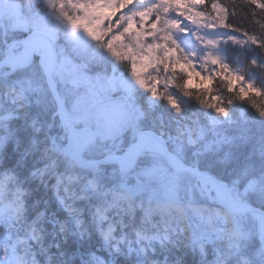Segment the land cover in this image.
Here are the masks:
<instances>
[{"label": "snow or ice", "instance_id": "obj_1", "mask_svg": "<svg viewBox=\"0 0 264 264\" xmlns=\"http://www.w3.org/2000/svg\"><path fill=\"white\" fill-rule=\"evenodd\" d=\"M47 2L57 10V19L63 17L68 21L69 31L65 36H61L59 25L45 16L38 4L29 3L25 12L22 0H0V32L12 37L0 58V87L11 91L9 102L16 106L6 108L0 100V224L15 222L24 225L26 230V235L14 239L8 234L6 241L0 243V264H40L33 243L45 256L46 264H52V254L44 246L49 224L65 242L72 236L83 239L86 233L90 238L95 234L102 239L106 250L114 248L120 253L119 245L124 243L127 234L117 237V223L121 227L127 225L123 216L113 221L114 210H119L117 215L121 212L130 215L133 220L139 211L141 225L157 229L149 232L137 228L136 241H127V255L135 253L137 257L134 264H160L148 258L149 250L155 253L154 242L161 246L166 241L172 242L174 233L168 231L170 220L176 216L186 218L189 212L209 224L225 225L217 231L227 232L228 238L237 242L228 244L230 251L223 259L218 253L209 264H229L231 249L234 247L238 253L241 242L250 236L241 222V217L250 210V199L257 196L264 200V172L259 176L253 174L255 160L264 167V86H258L255 80L246 79L240 71L233 70L223 61L219 50L222 45H232L254 57L264 56V0H157L151 7L130 14H126L125 9L142 0H100L106 10L103 35L93 33L84 23L85 14L79 11L86 5L96 4L97 0ZM184 22L194 26L197 31L192 34L196 40L212 50L204 57L205 64L214 66L212 71L199 70L174 38V33L189 32L182 26ZM200 29L217 32L219 37L202 36ZM39 30L50 34L48 51L31 44ZM81 32L97 48L126 63L135 83L153 95L161 94L158 85L178 87L186 96L200 99L216 113V118L194 121L186 134L172 140L171 148L161 137L141 133L134 152L112 154L99 161L84 160V152L92 140L80 126L74 107L54 92L56 108L49 119L45 94L33 76L35 69L40 68L47 77L49 90L54 91L52 46L66 41L73 58L82 62L83 79L105 77L114 94L127 91L130 85L124 78L110 74L102 62L92 58L90 45L78 36ZM250 67L264 70V64L255 58L250 61ZM165 74L166 79L163 78ZM218 82L230 94L223 100L214 95ZM234 100L247 103L255 110L258 117L255 129L248 121L236 128H221L225 123H235L230 108ZM172 106L176 112H182L174 100ZM20 109L24 110L25 124L16 128L13 124L21 119ZM54 128L57 129L55 133ZM13 142L16 150L24 145L16 167L28 168L32 180L46 189L51 188V198L44 199L43 208L39 207L41 198L38 197L30 212L26 200L30 193L23 187H12L17 185L18 178L4 169V157ZM244 149L249 150L247 162L231 169L237 175L227 180L219 167L232 165ZM189 150H192L191 156ZM148 152L153 154L150 162L145 158ZM109 163L117 167L111 170L112 186L106 187L101 165ZM77 168H87L91 175L87 172L81 175ZM242 181L243 188L240 187ZM93 199L98 202L92 205L86 217L81 202ZM4 235L0 232V237ZM258 239L261 247L256 256L259 264H264V214L259 217ZM113 241L117 243L113 245ZM133 243L139 244V248L133 247ZM212 243L211 236L191 238L193 248L198 246L204 258L207 245ZM55 247L59 249L60 244ZM80 264L115 262L89 252ZM244 264L253 262L245 259Z\"/></svg>", "mask_w": 264, "mask_h": 264}, {"label": "trees", "instance_id": "obj_2", "mask_svg": "<svg viewBox=\"0 0 264 264\" xmlns=\"http://www.w3.org/2000/svg\"><path fill=\"white\" fill-rule=\"evenodd\" d=\"M22 2L25 5V12H27V5L29 3H33L39 5L43 14L46 13L44 12L45 7L42 5L41 0H22ZM45 32L49 34L47 31ZM11 40V35L6 37L3 32H0V58L3 57V54L6 51L8 44L11 43ZM39 46L41 47V45ZM224 52L226 63L229 64L231 68L239 67L241 73L244 74L246 78H252L256 81L258 86H264V70L250 67V61L253 58L257 59L261 64H264V56L255 55L254 57L252 53H246L238 47L232 45H224ZM107 61L109 62L108 64H105V67L107 68L108 72H110L114 66L116 72H122L123 74H127L129 72V68L126 63L120 61L113 62L112 59ZM33 76H36L40 79L45 78V75L40 68L35 69ZM177 82H180L179 76H177ZM8 83H11V80H9ZM45 86H47L46 79H44V94L46 104L50 109L48 117L50 119L51 111H54L56 108V102L48 87L46 88ZM57 89L61 96L67 99V97L63 95L62 90H59V88ZM173 91L181 105L186 109L187 117L178 114L165 99L162 98L154 102L149 98L148 93L141 90H136V92L133 93V97L137 106V111L134 115V118L131 119L130 125L128 124L125 126L124 131L126 129V132L119 136L113 137V141H108L107 138L100 136L102 133L100 130H98L100 138H98L96 143H93V148L96 150V153L101 154L91 155L87 153L85 154V157L89 158L96 156L100 158L105 155H122L125 152H134V145L136 143L137 135L140 132L146 130H153L162 135L166 141H168L169 148H171L172 140L175 138H180L182 133L186 134L188 127L192 125L194 121L204 122L216 118V113L212 110H209L204 104H202L200 99L186 96L184 91L178 87H173ZM8 92L11 93L8 88L0 87V93L6 95ZM214 95L221 96L223 100L230 94L227 93L222 84L218 82L217 90L214 92ZM69 106L71 107L70 104ZM5 107L16 108V106L12 105L11 103L6 104ZM230 108L231 119L235 121V123L231 125L225 123L221 125V128H236L242 125L244 121H248L255 129L256 124L258 123V117L255 110L249 104L234 100L232 105H230ZM19 111L21 119L15 121L13 124V127L16 128H19L25 124L24 110L20 109ZM35 111L36 109L34 106L33 112ZM55 132H57V129L54 128L53 133ZM66 142L67 141H65V143ZM23 147L24 145L22 144L20 150H16L14 142L11 144V146H9L7 155L4 157V169L12 171L18 178L17 185H13V188L20 186L25 188L30 193V195L26 197V200L29 211L31 212L33 208V202L38 197L41 198L39 207L43 208L45 206L44 199L51 198V188L49 187L46 189L42 184L32 180V178L28 176V168L20 169L16 167L17 159L20 155V152L23 150ZM191 151L192 150H189V156H191ZM150 153L151 152L146 153L145 158L147 160ZM248 153L249 150L244 149L237 161H235L232 165H221L218 170L221 171L227 180L233 179L237 173L231 171V169L237 168L241 163L247 162L246 157L248 156ZM31 163L32 158L29 159V166ZM114 167H117V165L112 163L101 165V168L104 169L103 183L106 187H111L113 184L110 176L111 170ZM76 171L81 175H84L85 172H87L88 175H91V171L87 168H77ZM262 172H264V167L261 166L259 160H255V170L253 174L259 176L262 174ZM83 182L84 181L82 180L81 183ZM243 184L244 181L241 182V188H243ZM97 202L98 201L95 199L81 202V206L85 209L86 217L91 212L92 205L96 204ZM249 204L264 209V200H261L257 196H253L250 199ZM117 211L119 210H114L113 212V221H119L121 216H123L124 224L127 225V227H121V225L117 223V237L119 238V236L124 233L127 234L124 243L119 245L121 248L120 253L115 252L113 255H109V250H114V248H107L106 250V246L104 245L102 239L95 234H93L90 238L86 233L83 239H80L78 235L72 236L67 242H65L63 237L58 232H56L51 224H49L47 225L44 246L48 247L49 252L52 254V264H80L82 258L87 259V254L89 252H95L97 255L104 256L105 259L109 260L110 262L114 261L115 264H134L137 257L135 253H133L131 256L127 255V241H136L137 237L135 235V230L137 228H140L142 231L147 229L149 232H155L157 229L151 228L150 225H141L139 211L136 214L135 220H133L130 215H124L122 212L117 215ZM193 215L194 214L189 212L186 218L176 216L175 219H171L168 231L170 233H174L172 236V242H169V244L164 248L154 243L156 251L155 253H152L151 250H149L148 258L157 260L160 262V264H209V262L217 258V254L219 253L220 259H223L224 255L230 251L228 244H235L237 241L230 240L228 238L227 232L221 233L222 238L215 237L214 234H211L212 229H205L203 225L200 224V222L198 223V221H195ZM255 216L259 217L257 213H249L241 217L244 230L249 233L250 236L241 242V247L238 253L234 247L231 249L233 254L229 264H244L245 259L251 260L253 264H259L256 253L261 247V243L258 239V232L254 227L253 219ZM227 227L230 228L231 225L229 224ZM162 230L163 229L161 228V231ZM0 232L5 234L3 237H0V243H4L6 241L8 234H11L14 239L16 237L26 235L25 226L22 224H16L15 222L12 225L8 224L7 222L0 224ZM54 232H56L55 235L53 234ZM201 235L211 236L213 239V243L207 245L206 258L201 255L198 246L194 249L191 244V238L193 236L199 237ZM57 243L60 244L59 249L55 247ZM112 243L115 245L117 241H113ZM141 243L146 244L147 242L141 241ZM139 246V244L133 243V247L138 249ZM33 250L36 251L37 258L40 260V264H46L45 256L41 254L39 247L34 243ZM61 252L64 253L63 256L60 255Z\"/></svg>", "mask_w": 264, "mask_h": 264}, {"label": "rangeland", "instance_id": "obj_3", "mask_svg": "<svg viewBox=\"0 0 264 264\" xmlns=\"http://www.w3.org/2000/svg\"><path fill=\"white\" fill-rule=\"evenodd\" d=\"M156 2L157 0H142V2H137L133 5H130L127 9H125V13L130 14L144 10L148 7H151ZM41 3L45 7L44 12L46 13H44V15L50 20H52L54 23L59 25L61 36H65L69 31L68 21L63 19V17L57 19V10L50 7L47 0H41ZM79 11L85 14L84 23L88 28L92 30L93 33H96L98 35L104 34L103 22L106 18V10L105 5L100 2V0H97V3L94 5H86L85 8L80 9ZM182 26H186L189 29V32L187 34L180 32L174 33V38L176 39L177 43L180 45L181 48H183L184 52L195 61L199 70L205 73L212 71L214 66L205 64L204 61L206 53L212 50L204 48L196 40L195 36L192 34L193 32L197 31L194 26L188 24L187 22H184V25ZM40 31L45 32L44 30ZM199 33L200 35L206 36L207 38L219 37V33L210 32L204 29H200ZM78 36L83 43L90 45L89 52L93 54L92 58H94L95 60L102 62L104 66L106 63L108 64L109 61L107 60L109 59H112L113 62H117V60L113 58L109 53H107L103 49L97 48L94 42H90L84 33L81 32L78 34ZM39 45H41V47ZM34 46L35 48L41 49L43 51H48V49L40 41L35 42ZM56 47L58 52V64L53 74V81L55 87L59 88V90H62L63 95L67 97V100L71 107H74V115L80 119L81 127L91 128L97 133H99L98 130H100L102 133L100 136L107 138L108 141H113V137L119 136L122 133L126 132V129L124 131L125 126H127L128 124L130 125L131 119L134 118V115L137 111V106L134 101L133 93L136 92V90H141L148 93L149 98L154 102L163 98L168 101L171 107H173L172 101L174 100L182 108V112L177 113L181 116L187 117L186 109L176 98L173 91V87L158 85L157 88L161 94L159 96H155L150 90H146L139 84L135 83L129 72L127 74H123L122 72H116L114 66L112 67L109 73L111 74L116 72V75L124 78L130 85L127 91H122L119 95H116L107 83V78L100 77L98 79L95 76H91L87 80L82 78V76L84 75L82 62H77L73 58L70 46L66 41H61L60 43H57ZM193 53L195 55H193ZM219 54L221 55L223 61L226 63L224 45L221 46ZM232 69L241 72L239 67ZM44 77V79H46V76ZM163 78L166 79L167 74H165ZM34 79L37 85L41 86L44 92V79H40L36 76H34ZM246 79L253 80L252 78ZM149 83L151 85V82ZM45 87H48L49 89L48 84ZM12 95L13 94L10 92H8V94L6 95L0 93V100H2L4 106L10 103L9 101L12 98ZM85 134L90 139L93 137L92 133ZM140 134L141 133L137 135L136 140L138 139ZM100 136L98 134L96 140L93 143H96ZM93 143L88 146L85 151V154L89 153L91 155H100L101 153H96V150H94ZM152 155V153L149 154V162L151 160ZM85 159L87 161H94L97 160L98 157H85ZM259 217L255 216V218L253 219L254 227L258 233ZM193 218L196 222H200V224L203 225L205 229H212L211 234H214L215 237H222L221 233H219L217 230L225 226L223 223L218 222L209 224L207 223V221H202L198 216L193 215ZM156 244L164 248L169 244V242L166 241L164 246H161L159 243ZM109 252H111V255L115 253L113 249H110Z\"/></svg>", "mask_w": 264, "mask_h": 264}, {"label": "water", "instance_id": "obj_4", "mask_svg": "<svg viewBox=\"0 0 264 264\" xmlns=\"http://www.w3.org/2000/svg\"><path fill=\"white\" fill-rule=\"evenodd\" d=\"M38 41H40V42H41V43H42L47 49H48L49 44H51L50 36H49L47 33L43 32V31H40V30H39L38 34H36V35L33 36V39H32V41H31V44H32V46H33L34 48H35L34 43H35V42H38ZM52 47H53V52H54V63H53V65H52V67H51V77H52V80H53V74H54V72H55V70H56V68H57V64H58V52H57L56 44L53 45ZM46 80H47V77H46ZM47 84H48V83H47ZM48 86H49V85H48ZM54 92H55V93H58V94L60 95V93H59L58 90L56 89L55 85H54V91H51V94L53 95V98H54ZM60 96H61V95H60ZM54 100H55V98H54ZM82 128L86 130L85 133H92V134H93V137L91 138L92 143H93V142L96 140V138H97V136H98V133H97L95 130H93V129H91V128H88V127H82ZM144 133H153V134H155L156 136H159V137H161L163 140L166 141V139H165L162 135H160L159 133H157L156 131H153V130H147V131H145ZM139 139H140V135H139V137H138V139H137V142L139 141ZM90 144H91V143H90ZM90 144H89V145H90ZM168 146H169V145H168ZM84 154H85V152H84ZM109 156H111V155H109ZM109 156H104V157H101V158H99V159H97V160H94V161L104 160L106 157H109ZM84 160H86V159H85V156H84ZM86 161H87V160H86ZM102 165H104V164H102ZM248 213H257V214L262 215V214H264V209H261V208H259V207H257V206H254V205H250V210H249L246 214H248ZM260 243H261V242H260Z\"/></svg>", "mask_w": 264, "mask_h": 264}, {"label": "bare ground", "instance_id": "obj_5", "mask_svg": "<svg viewBox=\"0 0 264 264\" xmlns=\"http://www.w3.org/2000/svg\"><path fill=\"white\" fill-rule=\"evenodd\" d=\"M86 135V134H85Z\"/></svg>", "mask_w": 264, "mask_h": 264}]
</instances>
